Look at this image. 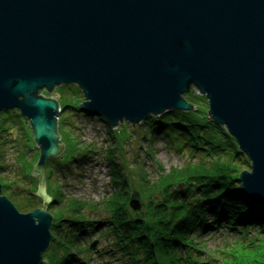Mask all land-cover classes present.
I'll list each match as a JSON object with an SVG mask.
<instances>
[{"label":"water","instance_id":"water-1","mask_svg":"<svg viewBox=\"0 0 264 264\" xmlns=\"http://www.w3.org/2000/svg\"><path fill=\"white\" fill-rule=\"evenodd\" d=\"M68 83L113 127L191 110L199 89L251 159L243 190L264 203V0H0V117L30 120L36 171L65 148L62 105L43 90ZM2 190L0 264L45 263L53 213L21 211Z\"/></svg>","mask_w":264,"mask_h":264},{"label":"trees","instance_id":"trees-1","mask_svg":"<svg viewBox=\"0 0 264 264\" xmlns=\"http://www.w3.org/2000/svg\"><path fill=\"white\" fill-rule=\"evenodd\" d=\"M82 101L66 99L62 110L72 107L82 115L103 118L83 109ZM194 106L191 110L170 109L159 116L150 115L141 124L149 129V140L161 135L178 149L188 146L203 156L202 160L161 172L156 181L145 178L137 188H132L124 173L122 177V167H118L115 152L124 154V139L117 135L120 130L103 118L116 138L117 146L108 154L116 189L112 196L90 204L74 196L65 200L62 184L52 181L50 185L56 193L47 207L54 215V237L43 264H92V245H82L86 236L95 232L111 240L106 253L121 259L122 264H212L199 256L203 249L198 237L218 229L244 232L238 239L243 244L235 248L238 240L235 241L230 252L223 251L228 257L218 264H264V203L246 194L240 180L249 157L225 125L215 121L208 110ZM13 116L27 119L18 109L4 110L0 138ZM60 135L73 139L71 133ZM71 142L68 154L64 151L47 160V183L52 180L54 165L61 163L63 173L73 170L75 165L85 162V155L88 158L93 152L89 147H79L77 142L73 148ZM121 165L126 167L123 161ZM8 184L3 183L4 188ZM88 204L102 210L99 218L85 213ZM251 228L259 232L252 233ZM246 231L251 235L249 241L244 237Z\"/></svg>","mask_w":264,"mask_h":264},{"label":"rangeland","instance_id":"rangeland-1","mask_svg":"<svg viewBox=\"0 0 264 264\" xmlns=\"http://www.w3.org/2000/svg\"><path fill=\"white\" fill-rule=\"evenodd\" d=\"M43 92L47 94L46 89ZM49 94V96H57L61 105L65 103L66 99L70 101L84 100L83 91L77 83L58 85ZM187 98L196 106L209 110L208 97L202 94L199 89H196L195 94ZM27 121V119L18 116L10 117L6 124V130L2 132L0 138V163L2 164L0 180L2 183L9 182L7 189L3 186L2 193L6 194L21 211L38 206L48 209V203L51 201L53 193H56L55 188L53 189L50 185L52 181L62 184L60 189L65 193L64 199L67 201L74 196L86 199L90 204H96L101 199L113 195L116 185L108 154L112 151L111 149H115L117 144L105 119L82 115L72 107L60 112L58 125L60 134L71 133L73 137L72 140L67 139L66 136L60 138L59 142L65 143L66 154L70 149L69 141H72L73 148H76L77 142L79 147H89L93 152L89 153L88 158L86 155L84 156L83 164L75 165L73 170H67L66 173H63L64 169H62L61 163L54 165L52 180L48 183L46 168L43 171L34 170L40 148L34 139L32 127ZM114 128L120 130H117V135L124 139V154L119 153L118 150L115 152V155L118 156V167H122V177L125 175L128 177L132 188L133 186L139 187L145 178L156 181L161 172H167L172 167H183L192 162H199L203 158L188 146L178 149L177 145L167 143L161 135H158L154 140H149L147 132L149 129L141 122L132 123L125 120ZM122 161L126 166L124 168L121 165ZM250 162L251 159L248 158V163L244 164V168L250 169ZM47 171L50 172V169ZM29 173L33 176H29ZM84 211L90 217L97 219L102 210L88 204ZM251 231H253L252 233L259 232L256 228H251ZM245 233V239H250L251 235L247 231ZM243 234L244 232L238 233L228 229H218L214 230V233L203 234L198 237L200 238L199 247L203 249L199 256L212 264H218V261L228 257L225 253L230 252L235 241ZM86 237L82 246L92 245V264H122L121 259L116 260L112 254L106 253L111 242L105 238L106 235L95 232ZM239 240L235 248L243 244ZM241 240L243 241V239ZM95 242L96 244L93 246ZM100 252L103 253V256L100 255Z\"/></svg>","mask_w":264,"mask_h":264},{"label":"bare ground","instance_id":"bare-ground-1","mask_svg":"<svg viewBox=\"0 0 264 264\" xmlns=\"http://www.w3.org/2000/svg\"><path fill=\"white\" fill-rule=\"evenodd\" d=\"M44 91V90H43ZM44 93V92H43Z\"/></svg>","mask_w":264,"mask_h":264}]
</instances>
